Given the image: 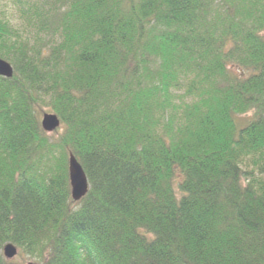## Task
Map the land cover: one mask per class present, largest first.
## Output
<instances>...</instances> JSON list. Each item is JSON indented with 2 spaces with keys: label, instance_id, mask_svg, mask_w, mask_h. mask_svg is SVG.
I'll return each instance as SVG.
<instances>
[{
  "label": "trees",
  "instance_id": "1",
  "mask_svg": "<svg viewBox=\"0 0 264 264\" xmlns=\"http://www.w3.org/2000/svg\"><path fill=\"white\" fill-rule=\"evenodd\" d=\"M0 57V264H264V0H0Z\"/></svg>",
  "mask_w": 264,
  "mask_h": 264
},
{
  "label": "water",
  "instance_id": "2",
  "mask_svg": "<svg viewBox=\"0 0 264 264\" xmlns=\"http://www.w3.org/2000/svg\"><path fill=\"white\" fill-rule=\"evenodd\" d=\"M14 74L13 65L0 57V75L10 78ZM61 124V120L55 113H44L41 118L42 128L47 132H53ZM69 177L71 184V194L75 201L81 200L89 190V180L83 169V166L77 157L70 153L69 156ZM4 255L7 259H13L18 254V248L13 243H8L4 246ZM27 264H38L33 261Z\"/></svg>",
  "mask_w": 264,
  "mask_h": 264
},
{
  "label": "rangeland",
  "instance_id": "3",
  "mask_svg": "<svg viewBox=\"0 0 264 264\" xmlns=\"http://www.w3.org/2000/svg\"><path fill=\"white\" fill-rule=\"evenodd\" d=\"M11 10V9H10ZM47 113H50V112H47ZM17 256V255H16ZM15 259H18V256L17 257H15ZM28 261H33V262H35V263H39V262H37V261H35V260H33V259H29ZM27 261V262H28ZM40 264V263H39Z\"/></svg>",
  "mask_w": 264,
  "mask_h": 264
}]
</instances>
